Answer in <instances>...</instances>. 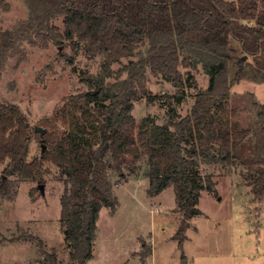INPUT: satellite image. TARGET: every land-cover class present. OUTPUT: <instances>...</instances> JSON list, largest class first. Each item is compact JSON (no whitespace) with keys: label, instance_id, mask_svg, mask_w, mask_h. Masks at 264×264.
<instances>
[{"label":"trees","instance_id":"16d2710c","mask_svg":"<svg viewBox=\"0 0 264 264\" xmlns=\"http://www.w3.org/2000/svg\"><path fill=\"white\" fill-rule=\"evenodd\" d=\"M6 1L0 0V8L8 7ZM18 1L27 17L0 32V72L24 43L45 47L49 41L68 42L87 57H101L106 74L122 59L135 58L115 82L90 79L89 91L69 98L72 107L57 114L66 130L37 133L45 147L37 160L27 162L25 116L14 105H0V164L8 160L0 176V199L12 201L20 181L38 177L43 183V163L58 167L64 184L60 223L69 248L67 264H86L92 258L99 211L106 208L113 215L117 209L110 175L123 179L124 172H136L141 162L149 197L167 188L174 193L179 222L173 239L179 245L188 221L201 214L202 193L215 191L212 175H203L202 165L239 169L253 198L262 200L264 105L250 93L232 96L230 89L244 79L264 83V0ZM58 20L62 31L54 24ZM198 65L208 85L195 94L183 117L168 112L163 124L150 117L135 120L133 102L152 99L146 72L180 88V68L196 70ZM34 240L46 264H58Z\"/></svg>","mask_w":264,"mask_h":264},{"label":"rangeland","instance_id":"374dc122","mask_svg":"<svg viewBox=\"0 0 264 264\" xmlns=\"http://www.w3.org/2000/svg\"><path fill=\"white\" fill-rule=\"evenodd\" d=\"M6 2L8 7L0 8V32L27 17L21 1ZM54 24L62 31L61 20ZM129 60L113 64L106 74L101 57H87L80 47L73 49L68 42L56 45L49 41L45 47L24 43L11 54L0 72V105L18 107L27 120V162L37 160L45 150L34 128L45 130V134L63 133L66 126L57 114L72 107L69 98L89 91L90 79L105 77V82H115ZM180 71V88L160 74L146 72L152 99L133 102L131 114L137 122L150 117L163 124L169 119L168 112L183 117L190 110L195 94L206 89L208 76L201 65ZM230 93H250L264 105V83L244 79L232 86ZM7 163L0 164V176ZM145 168L141 162L136 172H124L123 179L110 175L118 206L113 215L106 208L99 211L92 258L86 264H264V197L261 201L253 198L239 169L202 165V174L212 175L215 191L202 193L197 206L201 214L188 221L185 239L179 245L173 239L179 222L174 193L167 188L149 197ZM41 179L43 183L38 177L20 181L12 201L0 199V264H46L34 238L41 241L44 251L54 254L58 264L69 263L65 229L60 223L64 191L60 169L43 163Z\"/></svg>","mask_w":264,"mask_h":264},{"label":"water","instance_id":"95a60500","mask_svg":"<svg viewBox=\"0 0 264 264\" xmlns=\"http://www.w3.org/2000/svg\"><path fill=\"white\" fill-rule=\"evenodd\" d=\"M242 59H245V57H243ZM34 132L39 133L40 136H43L45 134V130L38 127L34 128ZM42 150H44V145H42ZM64 234L66 235V231L64 232Z\"/></svg>","mask_w":264,"mask_h":264}]
</instances>
